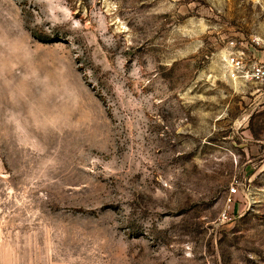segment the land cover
Here are the masks:
<instances>
[{"label":"rangeland","instance_id":"rangeland-1","mask_svg":"<svg viewBox=\"0 0 264 264\" xmlns=\"http://www.w3.org/2000/svg\"><path fill=\"white\" fill-rule=\"evenodd\" d=\"M264 0H0V264H264ZM261 58V57H260Z\"/></svg>","mask_w":264,"mask_h":264},{"label":"built area","instance_id":"built-area-1","mask_svg":"<svg viewBox=\"0 0 264 264\" xmlns=\"http://www.w3.org/2000/svg\"><path fill=\"white\" fill-rule=\"evenodd\" d=\"M255 45L264 49V34L253 40ZM234 41L231 42L232 51L228 54L227 63L231 69L232 77L254 80L264 83V60L249 58V53L244 48L238 47Z\"/></svg>","mask_w":264,"mask_h":264},{"label":"crops","instance_id":"crops-1","mask_svg":"<svg viewBox=\"0 0 264 264\" xmlns=\"http://www.w3.org/2000/svg\"><path fill=\"white\" fill-rule=\"evenodd\" d=\"M254 57H256L257 59L264 60V54H263L262 56L255 54V56H254ZM260 57H261V58H260Z\"/></svg>","mask_w":264,"mask_h":264}]
</instances>
